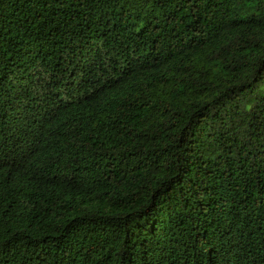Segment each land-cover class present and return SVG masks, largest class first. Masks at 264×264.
Instances as JSON below:
<instances>
[{
	"label": "trees",
	"instance_id": "trees-1",
	"mask_svg": "<svg viewBox=\"0 0 264 264\" xmlns=\"http://www.w3.org/2000/svg\"><path fill=\"white\" fill-rule=\"evenodd\" d=\"M0 264H264V0H0Z\"/></svg>",
	"mask_w": 264,
	"mask_h": 264
}]
</instances>
